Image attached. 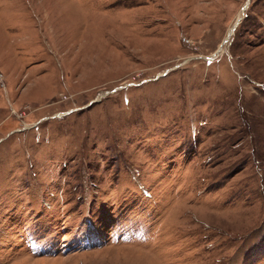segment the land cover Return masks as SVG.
Returning a JSON list of instances; mask_svg holds the SVG:
<instances>
[{
    "label": "rangeland",
    "instance_id": "1",
    "mask_svg": "<svg viewBox=\"0 0 264 264\" xmlns=\"http://www.w3.org/2000/svg\"><path fill=\"white\" fill-rule=\"evenodd\" d=\"M0 264H264V0H0Z\"/></svg>",
    "mask_w": 264,
    "mask_h": 264
},
{
    "label": "bare ground",
    "instance_id": "2",
    "mask_svg": "<svg viewBox=\"0 0 264 264\" xmlns=\"http://www.w3.org/2000/svg\"><path fill=\"white\" fill-rule=\"evenodd\" d=\"M237 22H238V21H237ZM237 22H236V23H237ZM236 23H235V24H236ZM234 27H235V25L233 26V30H234ZM233 30H232V31H233Z\"/></svg>",
    "mask_w": 264,
    "mask_h": 264
},
{
    "label": "water",
    "instance_id": "3",
    "mask_svg": "<svg viewBox=\"0 0 264 264\" xmlns=\"http://www.w3.org/2000/svg\"><path fill=\"white\" fill-rule=\"evenodd\" d=\"M236 26H237V23L235 24V27H236ZM235 27H234V28H235Z\"/></svg>",
    "mask_w": 264,
    "mask_h": 264
}]
</instances>
